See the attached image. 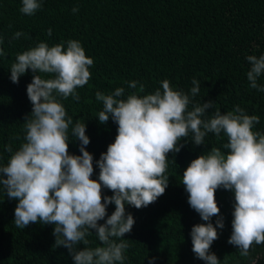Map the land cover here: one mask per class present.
<instances>
[{
	"label": "trees",
	"instance_id": "1",
	"mask_svg": "<svg viewBox=\"0 0 264 264\" xmlns=\"http://www.w3.org/2000/svg\"><path fill=\"white\" fill-rule=\"evenodd\" d=\"M41 7L33 14L20 12L22 0H0V164H7L12 153L5 150L11 145L18 150L26 135L24 121L32 111L27 96V85L34 73L29 69L18 83L10 79V67L17 54L35 47L43 41L49 46L78 40L86 55L93 58L91 78L78 87L79 101L71 96L57 97L64 105L73 125L79 121L86 125L90 143L87 150L93 155L92 179H98L96 161L114 142L118 125L111 119L100 123L98 112L102 102L96 92L110 94L124 88V96L153 94L167 79L175 90L190 95L193 78L200 82V91L189 105L212 101L221 113L234 111L238 105L248 115L260 120L253 130L264 134V92L250 87L247 72L250 64L246 57L264 55V0H40ZM78 8L73 12V8ZM52 30L51 36L47 34ZM17 31L24 33L13 39ZM43 75V74H42ZM137 81L136 88L129 82ZM264 86V73L257 78ZM144 85L143 91L139 86ZM69 126V153L80 155V141L71 135ZM227 137L209 132L204 143L196 145L188 138L180 140L181 150L167 154L168 186L165 193L147 207L137 209L125 204L135 223L125 239L123 264H206L192 251L193 225L207 223L190 207L182 176L190 162L211 148L228 150L223 145ZM113 192L102 188V196ZM215 199L224 220V228H217L219 238L210 248L220 264H264V244H253L248 256L228 243L232 233L234 192L219 188ZM18 203L10 199L0 186V264H74L73 257L64 246L56 247L54 224L30 223L24 229L14 224V211ZM115 210L107 206V215L98 223H105ZM213 216L211 222L215 226ZM86 247L102 246L94 229ZM77 250L85 245L80 242ZM120 264V262H116Z\"/></svg>",
	"mask_w": 264,
	"mask_h": 264
},
{
	"label": "clouds",
	"instance_id": "2",
	"mask_svg": "<svg viewBox=\"0 0 264 264\" xmlns=\"http://www.w3.org/2000/svg\"><path fill=\"white\" fill-rule=\"evenodd\" d=\"M40 7V0H22L20 12L33 15ZM47 34L51 36L50 28ZM22 35L17 31L13 39ZM246 59L250 64V87L264 92V86L257 83L264 73V55H249ZM93 63L78 40L67 41L66 48L63 43L49 46L41 41L17 54L10 67L13 83H18L29 69L34 73L27 85L32 111L24 121V142L15 152L6 145L5 150L12 154L7 164H0V186L10 199L18 200L15 226L24 229L30 223L54 224V245L67 248L74 264H123L129 244L125 239L117 242L113 238H123L134 226V217L126 214L125 204L140 209L154 203L168 186L167 154L178 153L180 140L190 134L191 140L200 145L212 132L227 137L223 145L227 153L211 148L193 159L182 176L190 207L207 221L193 225L192 251L206 264H220L210 251L219 238L217 228H224L215 199L219 188L233 191L235 197L228 243L235 245L241 256H248L253 244H264V134L253 130L259 116L248 115L237 105L234 111L222 114L216 109L205 118L207 110L213 108L212 101L193 104L189 110L191 98L200 91V82L195 78L190 95L175 90L167 79L161 82L162 91L158 88L143 96L132 93L122 98V87L107 95L98 91L96 100L103 104L97 116L99 122L106 123L111 115L118 128L114 142L96 161L98 179H92L93 155L86 148L90 143L86 125L79 121L73 125L57 97L71 96L79 101L77 88L89 82ZM137 84L131 81L129 87L136 88ZM143 89L141 84L139 91ZM70 125L71 135L80 141V155L69 153ZM102 188L113 195L102 196ZM109 204H114L115 210L105 223H98L107 215ZM213 216L217 217L215 226ZM90 229L95 230L102 246L86 247ZM80 242L85 247L77 250Z\"/></svg>",
	"mask_w": 264,
	"mask_h": 264
}]
</instances>
